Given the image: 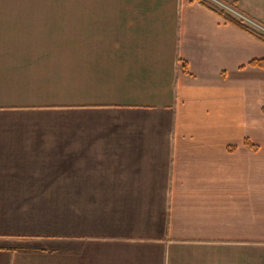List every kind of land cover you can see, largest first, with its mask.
<instances>
[{
	"label": "crops",
	"instance_id": "crops-1",
	"mask_svg": "<svg viewBox=\"0 0 264 264\" xmlns=\"http://www.w3.org/2000/svg\"><path fill=\"white\" fill-rule=\"evenodd\" d=\"M210 5L0 0V264H264V40Z\"/></svg>",
	"mask_w": 264,
	"mask_h": 264
},
{
	"label": "built area",
	"instance_id": "built-area-1",
	"mask_svg": "<svg viewBox=\"0 0 264 264\" xmlns=\"http://www.w3.org/2000/svg\"><path fill=\"white\" fill-rule=\"evenodd\" d=\"M205 1L206 2L208 1L209 3L211 2L214 5L221 7L222 9H225L232 16L251 24L252 26L257 28L258 30H260L262 33H264V24H262L256 20H253L252 18H250L246 14L242 13L241 11H239L237 8L233 7L229 3H227L223 0H205Z\"/></svg>",
	"mask_w": 264,
	"mask_h": 264
},
{
	"label": "trees",
	"instance_id": "trees-1",
	"mask_svg": "<svg viewBox=\"0 0 264 264\" xmlns=\"http://www.w3.org/2000/svg\"><path fill=\"white\" fill-rule=\"evenodd\" d=\"M204 2H206L205 0H203ZM207 3V2H206ZM211 6V5H210ZM213 7V6H211ZM215 8V7H213ZM215 10H218L221 14L225 15V17H227L228 19H230L231 21L235 22L236 24L244 27L246 30H248L249 32H251L252 34L258 36L259 38H261L262 40H264V33H262L260 30H258L257 28H255L254 26H252L251 24L240 20L234 16H232L231 14H227V11L225 9H217L215 8ZM252 63L254 65H258V66H262L264 67V59H259V60H253Z\"/></svg>",
	"mask_w": 264,
	"mask_h": 264
},
{
	"label": "rangeland",
	"instance_id": "rangeland-1",
	"mask_svg": "<svg viewBox=\"0 0 264 264\" xmlns=\"http://www.w3.org/2000/svg\"><path fill=\"white\" fill-rule=\"evenodd\" d=\"M227 3H229V2H227ZM229 4L232 5L233 7H235L233 4H231V3H229ZM252 19L256 20L253 17H252ZM256 21H258V20H256ZM62 38H67V37H62ZM50 67L53 69L55 74H54V80L52 79V77L49 78V80L51 82H53V84L55 85L56 88H63L65 86V84H67L68 69H69V67H72V66H68V65H55L54 66L53 65V66H50ZM73 77H75V75ZM47 82H49V81H47ZM73 82H75V80ZM76 85H77V82H76Z\"/></svg>",
	"mask_w": 264,
	"mask_h": 264
},
{
	"label": "bare ground",
	"instance_id": "bare-ground-1",
	"mask_svg": "<svg viewBox=\"0 0 264 264\" xmlns=\"http://www.w3.org/2000/svg\"><path fill=\"white\" fill-rule=\"evenodd\" d=\"M261 40V39H260Z\"/></svg>",
	"mask_w": 264,
	"mask_h": 264
}]
</instances>
